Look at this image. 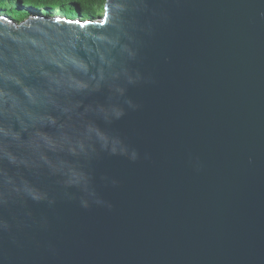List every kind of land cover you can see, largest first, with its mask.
<instances>
[{
  "label": "water",
  "instance_id": "obj_1",
  "mask_svg": "<svg viewBox=\"0 0 264 264\" xmlns=\"http://www.w3.org/2000/svg\"><path fill=\"white\" fill-rule=\"evenodd\" d=\"M0 264H264V0L0 15Z\"/></svg>",
  "mask_w": 264,
  "mask_h": 264
},
{
  "label": "trees",
  "instance_id": "obj_2",
  "mask_svg": "<svg viewBox=\"0 0 264 264\" xmlns=\"http://www.w3.org/2000/svg\"><path fill=\"white\" fill-rule=\"evenodd\" d=\"M104 1L105 0H0V15H6L18 21L39 10L48 14L56 9L62 16L88 18L102 8ZM74 12L76 14H74Z\"/></svg>",
  "mask_w": 264,
  "mask_h": 264
},
{
  "label": "rangeland",
  "instance_id": "obj_3",
  "mask_svg": "<svg viewBox=\"0 0 264 264\" xmlns=\"http://www.w3.org/2000/svg\"><path fill=\"white\" fill-rule=\"evenodd\" d=\"M104 3H105V1H104ZM38 13H46V12H43L42 10H39V11H37ZM103 13H104V4H103V6H102V8H100L99 10H97L96 11V13H94L93 14V16H90V17H92V18H98V17H101L102 15H103ZM48 14H51V15H61V14H59L58 12H57V10L56 9H54V11H52V13H48ZM74 14H76L75 12H74ZM73 14V15H74ZM71 15V14H70ZM76 16H72V18H75ZM19 21V20H18Z\"/></svg>",
  "mask_w": 264,
  "mask_h": 264
}]
</instances>
